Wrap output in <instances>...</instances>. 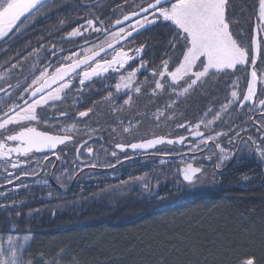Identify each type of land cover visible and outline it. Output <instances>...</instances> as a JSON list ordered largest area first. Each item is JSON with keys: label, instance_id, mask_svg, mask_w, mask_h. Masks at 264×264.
<instances>
[{"label": "trees", "instance_id": "obj_1", "mask_svg": "<svg viewBox=\"0 0 264 264\" xmlns=\"http://www.w3.org/2000/svg\"><path fill=\"white\" fill-rule=\"evenodd\" d=\"M86 1L55 0L56 7L51 11L41 9L29 28L53 30L52 37H57L64 29L85 24L84 18L102 20L106 15L112 21L114 16L118 18L132 10V6L141 0H131L130 3L125 0ZM257 3L258 0H230L234 21L232 31L237 38H241L240 34L242 37L251 34ZM48 7L52 8V5ZM242 15L249 19H243ZM62 20L65 21L63 25L60 24ZM243 23H246L244 33L240 26ZM148 30L151 32L141 35L146 36L143 42L147 41L156 50L164 52L169 28L158 24ZM51 34L33 35L47 37ZM118 98L119 95H115L114 100ZM137 98H134L136 101L133 99L134 108H140L145 101ZM100 102H104L102 98ZM148 102L155 103V100ZM202 113L166 112L157 120V112H147L144 127L147 130L138 134L133 128L136 127L134 123L142 119V112H100L98 116L107 140L114 143V139L116 142H130L162 134L182 135L205 118ZM215 114L210 115L212 132L206 135L221 132L216 128L221 127L219 121L225 117L222 112L220 119L214 120ZM94 117L92 112L82 120L92 121ZM73 118L69 117V124ZM75 121L80 123L78 118ZM180 124L185 127L179 128L177 125ZM111 125L115 127L112 137L108 135ZM126 127L130 128L129 132L123 131ZM72 133L77 136V141L91 134L87 129ZM215 140L220 144L221 137ZM190 147L162 144L151 151L153 154L132 156L126 160L121 158L133 153L117 154L123 161L116 164L115 169L105 168L98 174L88 171L68 194L62 196L52 192L55 199H48L46 188L29 187L24 193L13 196L18 201L25 200L23 206L0 209V233L31 234L28 255L33 264H40L36 259L40 253H44L46 259L55 257L57 264H70L73 260L77 264H195L196 261L199 264H235L237 257L247 252H254L260 264H264V191L256 195L251 190L241 189L237 171L222 175L208 172L207 167L199 181L189 185L183 181L180 170L182 165L194 159L187 152L193 149ZM137 177L144 179L137 180ZM213 177L215 184L212 183ZM122 181L129 183L121 186ZM144 183L164 199L144 193ZM107 186H115V191H105L101 195V189ZM74 201L75 208L57 210L56 206ZM10 202L3 199L0 203ZM37 208L41 209L39 215H27ZM17 212L21 213L19 218H16ZM12 227L17 231L9 232Z\"/></svg>", "mask_w": 264, "mask_h": 264}, {"label": "snow or ice", "instance_id": "obj_2", "mask_svg": "<svg viewBox=\"0 0 264 264\" xmlns=\"http://www.w3.org/2000/svg\"><path fill=\"white\" fill-rule=\"evenodd\" d=\"M127 2V0H126ZM51 4L52 8L48 5ZM56 7L55 0H0V39L5 38L13 30H19L20 25L38 13L41 9L51 11ZM139 11H131L128 14H122L121 19H116L111 22L108 27H104L105 21L98 17L85 19V24L78 25L68 33L67 38H84V33L91 29L98 34L107 33L105 39L100 43L82 49L80 52H72L69 56L64 57L63 61L59 62L60 66L55 69L54 74L48 78L45 70H41L40 76L33 80L32 85H29L31 98L24 102V105L11 104L0 109V161H3L4 184L0 188V197L5 200H11L10 203H0V209H10L23 206L25 200H16L13 198L22 189L31 187L29 184L20 183L21 177H34L37 183H42L47 186L49 180H39L41 173H44L47 168L45 161H49L48 155H43L41 159H35V153H43L46 150L53 152L58 145H63L67 141H71L73 137L69 134L51 135L48 132H41L36 127L31 126L34 122H40L38 109L44 110L54 108L56 103L67 98L69 92H75L77 100L79 95L83 93L86 86L92 83L95 79H110L111 74H119L122 69L126 70V66L130 62L139 61L137 67L131 71H126L124 75H118L117 82L114 85L116 94L124 91L126 95L130 92L140 94L143 84L151 86V94L155 96L158 92L163 93L170 91L178 98L186 96L194 89L198 82L207 78L210 74L223 73L229 70H236L238 65H247L251 63L252 70L250 73L251 79L247 82V90L241 94L234 82L233 90L231 91V99L226 104L221 105L219 112H216L214 120L221 117V113L226 111L228 106L234 102H238L241 107L248 104L258 103L261 109L260 119L256 121L257 137L248 135L246 138L241 136V132H246L247 129H240L235 133V136L229 139V144L237 143L242 149H248L253 158H258L264 162V98H257V82L258 73L255 69L257 59L264 54V0H258L256 5L257 11L255 14V24L253 34L250 41L245 44L238 40L233 34L232 25V10L230 0H151L146 7L138 6ZM23 18V20H22ZM131 18H136L134 24H129L124 27V22ZM19 22V23H18ZM65 21H60L63 25ZM100 25L99 27L97 25ZM164 24L169 28L164 43L165 51L161 54L159 64L151 61L155 66L149 67L150 61L143 59V54L150 47L147 41L140 43L134 48H128L121 45V41H131L134 36L139 35L141 30H147V26H155ZM119 26L118 30H111L113 27ZM83 29V31H82ZM242 37V34H240ZM88 40L85 39V44ZM35 51V50H34ZM61 51H63L61 49ZM109 51L112 53L108 59ZM101 53L104 56L101 57ZM55 46H53L52 55L55 56ZM31 55V53H30ZM82 57V58H81ZM174 66V67H173ZM16 67V65H13ZM49 67H52L49 64ZM171 69V70H170ZM141 70L149 71L151 80L148 76L144 81H138L137 75ZM57 85L55 89L52 85ZM39 85L38 87H34ZM9 87H12L9 85ZM105 87H113L105 85ZM25 89V91H29ZM126 90V91H125ZM3 91V89H0ZM242 96V98H241ZM113 92H108L102 97L103 101H111ZM95 103V102H94ZM132 103V96L124 100L123 106H129ZM172 101L171 104H175ZM171 104L167 107H171ZM93 111L88 108L80 111L77 115L80 118L87 117ZM120 109L113 108V112H118ZM212 109H209L211 112ZM253 109L249 107V112ZM67 113L60 112L59 117H67ZM164 112L157 110L155 118L159 120ZM208 113H205L207 116ZM250 119L256 120L255 116H250ZM213 121H208L211 124ZM202 119L191 128V135L202 138V142L207 144L208 141H214L221 136H227L228 133L217 132L214 135L205 137L199 129L204 125ZM179 128H184L185 124L177 125ZM16 129L12 131V129ZM75 129V126L65 127L62 131L70 133ZM124 132H129L130 128L123 129ZM185 137H178V141L183 143ZM173 144L177 140L165 141L162 137L142 140L136 143L124 144L117 143L116 149L121 152L126 149L133 151L140 149L154 148L158 144L163 143ZM216 148L219 152L216 154V169L222 168L228 161L234 159L237 152L232 148H225L217 143ZM82 147L86 148L89 155L93 154V149L87 147L85 142ZM79 154V149H78ZM116 158V164L122 163L117 157V152L113 151L110 154ZM57 159L59 157L57 156ZM125 159H129L125 157ZM211 159V157H209ZM163 163V161H161ZM50 163V161H49ZM116 164L103 163L101 167L115 169ZM97 163L86 164L85 167L96 168ZM9 168L11 171H9ZM19 171L20 175L15 173ZM82 172L83 169H80ZM183 181L189 185H195L201 176L204 175L202 168L193 167L188 164L182 170ZM68 170L65 169L62 175H53L57 183V187L64 189L63 175H67ZM75 171L72 175H68V179H74ZM131 179V178H130ZM137 180L144 178L137 177ZM249 176H244L245 182L249 181ZM15 181V183H14ZM129 183L122 181L121 186ZM213 184L216 183L213 177ZM6 185H13L12 188H6ZM144 193L153 198L163 200L164 197L158 196L156 191L147 183L143 184ZM115 191V186H107L101 189L102 195L105 191ZM48 199H55L52 192L47 193ZM57 210L64 207L75 208V201L69 205L56 206ZM218 207V205H213ZM41 209H33L27 215H39ZM53 211V215H55ZM21 213H16V218H19ZM17 231L14 227L9 228V232ZM30 231V230H29ZM183 239V237H181ZM31 240L30 235L23 237L9 235L7 237V247L0 244V264H33L32 259L24 260L26 251V242ZM229 248L231 245L228 246ZM63 253V249L60 250ZM227 254V252H225ZM40 264H57L55 257L46 259L44 253L38 254L37 258ZM70 264H77L76 261H71ZM195 264H199L196 261ZM235 264H260L254 252L242 253L235 261Z\"/></svg>", "mask_w": 264, "mask_h": 264}, {"label": "flooded vegetation", "instance_id": "obj_3", "mask_svg": "<svg viewBox=\"0 0 264 264\" xmlns=\"http://www.w3.org/2000/svg\"><path fill=\"white\" fill-rule=\"evenodd\" d=\"M90 2L91 1L88 0L85 3ZM127 2L130 3L131 0H127ZM131 11L132 10L130 9L123 14H127ZM37 14L38 13H35L28 20H25L20 25V29L18 31L13 30L5 38L0 39V89H3V91H0V109H3L6 105L11 104H20L23 106L24 102L30 97L31 91L33 90L29 89V85H32L33 80L40 76L41 70H45L47 77H49L55 72V69L60 66L59 62L63 61L64 57L69 56L72 52H80L84 48L92 47L93 45L100 43L107 35V33H95L89 29L84 33V38L76 37L68 39L67 35L72 31V28L64 29L57 37H52L51 33H54L53 30L29 28L31 21ZM241 17H244L243 19H245L248 16L242 15ZM108 18L106 15L102 18V20L105 21L104 27H108V25L116 19H121L122 14L118 18L114 16L112 21H110ZM129 24H132V21L125 23L123 26L127 28ZM254 24L255 18L251 34L246 37H241L243 43L247 44L250 41L253 34ZM245 25L246 23L240 25L242 28V33H244L243 28H245ZM97 26L99 27L100 25L98 24ZM111 30H118V27L112 28ZM146 32L150 33L151 31L148 29L144 30L139 35L134 36L133 40L124 41L121 43V45L125 47V50L138 46L143 42V39H146V36H141ZM33 34L51 35H48L47 37H36ZM241 38L237 39L241 40ZM85 39L88 40L87 44H85ZM53 46H55V56L52 55ZM61 49L63 51H61ZM162 53L163 51H158L156 50L155 46L150 45V47L147 48L143 54V59L150 61L149 67L151 68L155 66L151 63V61H155V64H159ZM111 55L112 53L109 51L107 58L110 59ZM103 56L104 53L101 54V57ZM138 63V60L134 63L130 62V65L126 66V70L122 69L119 74L112 73V78L110 79H95L92 83L88 84L83 93L79 95L80 102L78 103L75 102L77 100L76 93L69 92L67 98L57 102L54 108L37 110L41 118L40 122H34L31 126L36 127L38 131L48 132L50 134H69L73 137V139L71 141H67L63 145H58L57 148L53 150L55 155H53V152H49L47 150L43 153L34 154L35 159H41L43 155H48L49 157L50 163L49 161L44 162L48 166L44 173H41L39 176V180L41 181L49 180V184L47 186L43 185L42 183H37V180L34 177H21L20 183L29 184L31 185V188L40 186L46 188V191L48 192L51 191L56 195L63 196L73 190L77 181L81 179L88 171L98 174L102 169H105L106 167L99 166V164H102V162L114 161L113 164H116V158H113L110 155L113 151H116L118 155L129 154L130 152L133 153H130L131 155L125 156L128 158L132 156L136 157L148 155L150 153L153 154L151 151L154 149L149 152H133L129 149L121 152L119 149L115 148L117 143L130 144L134 141H140L150 137L139 138L130 142L126 140L122 142H116L114 139V143H112V140H107L106 131L103 130V124L101 125V119L99 118L98 114H100V112H113V108L120 109L118 112H142L144 116L141 115L142 119L134 123L137 126L134 131L140 130L138 128H141L140 131H146L147 129H144L147 123V118H145L147 115L146 113L157 112L158 109L163 112H203L202 114L204 116L205 113H208V115L203 118L205 124L201 125L199 129V131H203L205 137H207L211 134L206 135V133L212 132L213 129L212 123L207 124L208 121H211L210 115L212 112H219L221 105L226 104L227 101L231 99L230 93L233 90L234 82L237 86L236 90H238L241 94L246 92L247 82L251 78L250 73L253 67L249 62L247 65H238L236 70L210 74L207 78L198 82V84L194 86V89L191 90L188 95L181 96L179 98L170 91H165L163 93L158 92L155 96H153L151 94V86L149 84H143L140 94H136L135 92L128 93V95L132 96V103L130 105L131 107H121L124 100L128 98V95H126L124 91L116 94L114 91V85L117 82L118 75H124L126 74V71H131L132 68L137 67ZM49 64H51L52 67H49ZM13 65H16V67H13ZM255 69L258 73L257 98H264V54H262L257 59ZM146 76H148L151 80L150 72L141 70L137 75V80L142 82ZM9 85L12 87H9ZM105 85H112L113 87L106 88ZM38 86L39 85H35L34 87ZM56 86L57 85L52 88L55 89ZM25 89H29V91L26 92ZM108 92H113L112 100L108 101L109 107H107V101H104L103 103L100 102L101 98L106 96ZM115 95H119V98L116 101L114 100ZM137 97L145 99L143 105L140 108L132 107L133 101L135 100L134 98ZM148 100H155V103H149ZM172 101H176V103L171 104ZM170 104L171 107H167ZM249 107L253 109L252 112H249ZM88 108L93 109L92 112L95 115L94 120L91 121L90 119H86L83 121V118L78 117L77 114L80 111H84ZM209 109H212V111L209 112ZM260 111L261 109L259 108L258 103L248 104L245 107H241L238 102H234L233 104L229 105L227 110L223 112V117L225 118L219 121L222 123V125H220L221 127H217L216 129H220L221 132L228 133L227 136H221L220 145L225 148H232L234 151H236L237 154L235 158L228 161L222 168L216 169V154L219 152V149H217L215 146L217 144L216 140L208 141V143L205 144L202 142V138L200 137L196 139L187 138L185 142H189V144L186 146L193 147V149H189L187 151L194 158L191 162L202 168L203 171L205 167H207L206 169L208 172L215 171L222 175L228 174L230 171H237L240 176L239 186L241 189L251 190L255 192L256 195L263 193L264 162L260 161L258 158H253L248 149H242L239 147L238 142L231 145L229 144V139L234 137L235 133L240 131V129H247L246 132H241V136L245 138L248 135H252L254 138L259 135L256 132V121L260 119ZM60 112L67 113V117H59ZM70 116H74L73 120H71V124H69ZM250 116H255L256 120L250 119ZM75 118H78L80 123L75 121ZM72 125L75 126L73 131H84V129H87V132H91V134L77 141V136L72 133L73 131L70 133H64L62 131L65 127H70ZM15 130L16 129L14 128L12 129V131ZM114 132L115 127L114 125H111L108 135L112 137ZM183 133L184 134L182 135H187L191 133V130H187ZM85 142H87V147H91L93 149L92 155H89L86 151V148L82 147ZM182 145H185V143ZM57 156L59 159H57ZM125 157L121 159L126 160ZM209 157H211V159H209ZM97 162L98 166L96 168L85 167L86 164ZM3 167V161H0V185L4 184V176L6 175L3 171ZM65 169L68 170V173L62 177L65 185L64 189L62 190L61 188L57 187V183L53 178V175H62ZM80 169H83V171L81 172ZM9 171H11L10 168ZM74 171L76 173L74 179L69 180L68 175H72ZM15 175L19 176V171H17ZM94 176L97 178L99 177L98 175ZM244 176H249L251 179L245 182L243 180ZM5 187L12 188L13 185H6ZM4 190V188H0V191ZM25 190L26 189H22L18 193H24ZM257 198L259 199L260 197L257 196ZM3 199L4 198L0 197V202Z\"/></svg>", "mask_w": 264, "mask_h": 264}, {"label": "water", "instance_id": "obj_4", "mask_svg": "<svg viewBox=\"0 0 264 264\" xmlns=\"http://www.w3.org/2000/svg\"><path fill=\"white\" fill-rule=\"evenodd\" d=\"M147 6V5H146ZM146 6H144V7H146ZM137 11H139V10H137ZM130 13V12H129ZM128 14V13H127ZM134 19H136V18H131L129 21H133ZM22 20H23V18H22ZM129 21H125L124 22V24L125 23H127V22H129ZM19 23V22H18ZM116 27H119V26H115V27H113V28H116ZM150 27H152V26H147V29H149ZM142 31H144V30H141L140 31V33L142 32ZM124 41H121V43H123ZM101 54H103V53H101ZM100 54V55H101ZM54 74V73H53ZM52 74V75H53ZM52 75H50L48 78H50ZM251 79V78H250ZM55 86V84L54 85H52V87H54ZM30 98H31V95H30V97L26 100V101H28V100H30ZM200 132H203V131H200ZM50 134V133H49ZM51 135H56V134H51ZM181 136H183V137H185V140L187 139V138H192V139H196V138H199V137H197V136H194V135H191V133H189V134H187V135H179V136H176V137H169V136H166V135H156V136H153V137H150V138H146V139H143V140H147V139H152V138H156V137H162V138H164L165 139V141H167V140H169V139H171V140H177V142L176 143H173V144H178V145H182L183 143H185V145H188L189 144V142H185V140H184V142L183 143H180L179 141H178V137H181ZM140 141H142V140H140ZM140 141H134V142H132V143H136V142H140ZM163 144H168V143H163ZM173 144H169V145H173ZM160 145H162V144H158V145H156L154 148H150V149H140V150H135V151H133V150H131V149H129V150H131V151H133V152H136V151H142V152H149V151H151V150H153V149H155V148H157L158 146H160ZM188 164H192V166L193 167H198V166H196L194 163H188ZM188 164H185V165H182L181 166V176H182V178H183V172H182V170L184 169V168H186L187 167V165ZM200 168V167H199Z\"/></svg>", "mask_w": 264, "mask_h": 264}, {"label": "rangeland", "instance_id": "obj_5", "mask_svg": "<svg viewBox=\"0 0 264 264\" xmlns=\"http://www.w3.org/2000/svg\"><path fill=\"white\" fill-rule=\"evenodd\" d=\"M148 2H150V1H149V0H141L139 3H137V4H135V5L132 6V11L139 9L138 6H141V4H143V3H146V4H147ZM135 20H136V19H134V20L132 21V24L135 23ZM164 114H166V112H164ZM173 124H174V123H173ZM194 125H195V124H194ZM136 127H137V126H136ZM136 127H134L133 129H135ZM150 127H151V126H150ZM150 127H149V128H150ZM138 129L141 130V128H138ZM140 130L137 131V134H138V132H140ZM136 136H137V135H136ZM9 235H12V236H19V237H23L24 235H30V236H31V234H18V233H16V234H13V233H6V234H4V233H0V244H2L3 246L7 247V237H8ZM31 238H32V236H31ZM30 242H31V240L28 241V242H26V251H25V253H24V260H25V261H27L28 259H30L29 255H28V249H29V246H30Z\"/></svg>", "mask_w": 264, "mask_h": 264}]
</instances>
